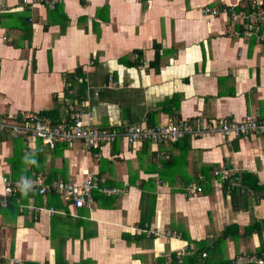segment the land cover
I'll return each mask as SVG.
<instances>
[{
    "label": "crops",
    "instance_id": "crops-1",
    "mask_svg": "<svg viewBox=\"0 0 264 264\" xmlns=\"http://www.w3.org/2000/svg\"><path fill=\"white\" fill-rule=\"evenodd\" d=\"M249 1L60 0L50 7L5 0L0 115L60 107L62 117L70 98L65 75L81 68L84 113L98 125L264 116V43L236 36L225 14L203 12ZM39 143L37 174L80 182L98 172L103 185L120 191L95 190L94 202L83 207L60 195L57 207L51 197L42 203L34 194L19 197L14 209L0 213V264H58V251L63 264H169L172 252L184 249L206 252L203 264L264 255V135H189L165 144L118 139L98 158L79 143L56 150ZM13 145L0 141L3 205ZM38 145L23 138L17 147ZM233 165L242 168L243 192L229 191L216 174ZM143 193L156 200L152 221L142 225Z\"/></svg>",
    "mask_w": 264,
    "mask_h": 264
},
{
    "label": "built area",
    "instance_id": "built-area-1",
    "mask_svg": "<svg viewBox=\"0 0 264 264\" xmlns=\"http://www.w3.org/2000/svg\"><path fill=\"white\" fill-rule=\"evenodd\" d=\"M60 0H40L50 7H54ZM5 0H0V16L5 10ZM206 15L225 14L236 36L254 39L264 43V2L250 0L247 4L234 3L219 10L205 7ZM78 80H82L78 77ZM109 86L115 83L110 78ZM66 88L71 92V82H66ZM89 106L85 98L73 100L66 98L62 106L63 115L58 122H54L49 116L40 112H10L0 115V133L8 134L13 138L38 139L43 144L54 148L58 143L69 145L79 143L84 149L95 157H101V148L113 144L122 139L128 144L151 142L155 144L176 143L186 135L192 137L219 133L227 138L239 136L264 135V117L259 114H247L241 120L222 117L207 119L196 116L192 119H179L175 121L151 124L147 122L128 123L122 127L102 126L85 116L83 107ZM237 165L231 168L223 167L216 170L222 182L226 183L229 191L243 192L245 187L239 173L242 171ZM27 179L32 183L31 190L38 191L43 196L54 192L62 196L65 201L83 207L90 206L94 202V191L100 190L106 195L118 194L119 189L103 185L105 179L98 172L89 173L82 181L54 179L46 181L42 174H34L31 177H20L15 180L7 175L3 176L4 194L10 196L22 192L18 182ZM200 190L201 188H197ZM194 190V189H191ZM30 209L37 210L36 206ZM54 212V209H50ZM188 251H178L181 261L182 256ZM203 257L206 252L201 253ZM231 264H264V255L241 253L234 256Z\"/></svg>",
    "mask_w": 264,
    "mask_h": 264
},
{
    "label": "trees",
    "instance_id": "trees-1",
    "mask_svg": "<svg viewBox=\"0 0 264 264\" xmlns=\"http://www.w3.org/2000/svg\"><path fill=\"white\" fill-rule=\"evenodd\" d=\"M224 5V4H221ZM243 37V36H240ZM254 40V39H250ZM255 41V40H254ZM137 60H141V50H137ZM136 60V61H137ZM157 62V61H156ZM155 62V63H156ZM67 81L71 82V93H69V89L66 91V96L72 98L73 100H80L85 97V89H86V74L83 72L81 68H77L74 72H69L66 75ZM78 77H81L82 80L78 82ZM61 109L55 108V109H49V110H43L40 113L49 116L54 122L60 121L59 116L61 117ZM264 117V116H263ZM180 119V118H179ZM178 119V120H179ZM151 124H156V123H151ZM185 137H189V135H186ZM5 139H12L13 140V153L7 157V162L11 166V171L9 174L7 173L8 177L15 180L20 177H31L34 174H37L34 170L37 169V165H39L41 158H42V147L41 144L39 143L40 140L36 139L38 141V147L37 148H29L27 151L23 152L22 147L18 148V144L22 143L23 138H13L9 136L8 134H1L0 133V141H4ZM42 143V141H40ZM45 145V144H44ZM68 143H58L56 144L54 150H56L58 147H65L67 146ZM47 146V145H46ZM49 147V146H47ZM26 155V161L24 160V157ZM36 160L35 164H31L32 159ZM46 177V181L50 182L52 181V177H48L46 174H44ZM251 174H246L245 176H250ZM247 178V177H245ZM102 193V192H101ZM30 194H34L37 196L38 201L37 203H42V197H45L41 195L38 191L34 192L30 190L27 195H25L23 192L15 193L10 196H8V200L5 205L2 204V196L0 195V213L3 212L6 214V212L14 209V204L16 200L21 197L28 196ZM100 195L99 191L95 192V198L97 199L98 196ZM47 197H51V200L49 201L50 204L53 205V207L61 206V200L56 199L57 197H60L59 194L50 192L46 195ZM56 196V197H54ZM54 197V198H53ZM61 198V197H60ZM155 200L156 196L154 194H144L142 195L141 199V209H142V215H141V223L143 225L144 222L150 223L154 217L155 214ZM17 203V202H16ZM19 206L17 204L16 207ZM26 210V208H23ZM24 210H22L24 212ZM28 210V209H27ZM189 238V237H188ZM58 264H63L59 260L61 259V251H58ZM202 253V252H201ZM259 254H261V251H259ZM165 260V258H163ZM206 258H203L202 254H197V253H192V254H184L182 256L181 261L179 260V257L176 252H172V257L171 261L169 264H203L206 263ZM19 264H40L38 262L34 261H23L22 263Z\"/></svg>",
    "mask_w": 264,
    "mask_h": 264
},
{
    "label": "clouds",
    "instance_id": "clouds-1",
    "mask_svg": "<svg viewBox=\"0 0 264 264\" xmlns=\"http://www.w3.org/2000/svg\"><path fill=\"white\" fill-rule=\"evenodd\" d=\"M26 155L24 157V160L26 161ZM36 163V160L33 158L31 160V164H35ZM18 186L20 187V190L25 194L27 195L28 192L31 190L32 188V183L27 180V179H22L20 182H18Z\"/></svg>",
    "mask_w": 264,
    "mask_h": 264
}]
</instances>
